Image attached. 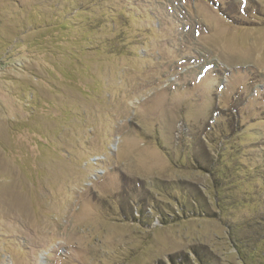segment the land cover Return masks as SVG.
I'll list each match as a JSON object with an SVG mask.
<instances>
[{
	"label": "rangeland",
	"instance_id": "rangeland-1",
	"mask_svg": "<svg viewBox=\"0 0 264 264\" xmlns=\"http://www.w3.org/2000/svg\"><path fill=\"white\" fill-rule=\"evenodd\" d=\"M0 264H264V0H0Z\"/></svg>",
	"mask_w": 264,
	"mask_h": 264
}]
</instances>
